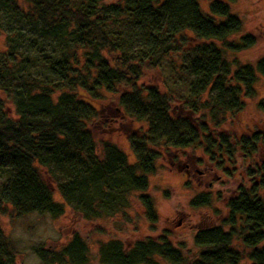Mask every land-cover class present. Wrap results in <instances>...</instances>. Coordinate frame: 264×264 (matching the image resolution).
<instances>
[{"label":"trees","instance_id":"1","mask_svg":"<svg viewBox=\"0 0 264 264\" xmlns=\"http://www.w3.org/2000/svg\"><path fill=\"white\" fill-rule=\"evenodd\" d=\"M22 1L29 12L23 13L14 0H0V20L21 24L8 27L7 49L0 53V216L10 206L18 216L57 218L67 205L83 219L96 220L124 212L130 198L140 193L137 198L153 224V202L143 193L162 153L201 149L217 162L235 155L228 136L213 131L227 113L242 108L241 96L255 94L257 76L264 78V57L254 65L229 57L250 49L256 40L239 34L242 22L225 2H210L206 13L198 0ZM24 25L48 40L49 47L60 46L58 51L26 57L17 42ZM190 38L199 43H188ZM165 61L170 68L166 79L172 81L168 93L137 85L145 68ZM85 95L94 101L116 97L109 110L95 107ZM5 101L17 119L4 112ZM258 105L264 109V102ZM125 118L146 124L145 129L124 131L132 163L108 141L99 142L98 152L90 130ZM262 141L264 134H254L235 144L250 157ZM247 178L226 201L227 215L220 224L195 232L194 253L161 237L129 249L110 239L98 245V262L240 264L247 259L264 264V160L247 171ZM54 190L61 202L54 200ZM210 204L209 193L189 200L191 208ZM32 251L41 264L90 262L88 246L76 232L58 251L40 246ZM0 264H15L1 227Z\"/></svg>","mask_w":264,"mask_h":264},{"label":"rangeland","instance_id":"2","mask_svg":"<svg viewBox=\"0 0 264 264\" xmlns=\"http://www.w3.org/2000/svg\"><path fill=\"white\" fill-rule=\"evenodd\" d=\"M14 1L23 13L30 11L22 0ZM119 1L121 0H104V3L114 4ZM212 1L215 0H198L200 9L207 13L208 4ZM216 1L225 2L230 13L241 20L240 35L247 33L256 40V44L250 49L229 57L236 58L240 64L254 65L258 59L264 57V0ZM20 25L17 20L6 17L0 20V53L7 49L5 39L10 32L7 30L8 27ZM21 31L17 42L21 50H26V57L36 59L42 55L48 56V52H57L60 47L55 43H51L49 47L48 40L42 41L34 32H30L26 25L22 26ZM188 43L196 45L199 42L190 38ZM34 69L39 71L37 75H41L42 69L39 64L36 63ZM169 69L166 61L160 67L145 68L137 85L155 87L160 93H168L172 82L166 79ZM254 90L255 94L252 97L241 96L242 108L227 113L220 127L213 131L228 136L236 147L233 157L228 159L227 156H223L224 159L217 162V158L213 160L203 154L201 149L194 148L169 149L168 153H162L157 171L148 177V188L143 193L150 196L153 202L157 216L153 224L147 221L144 208L137 198L140 193H135L130 198L129 208L124 212L96 220L83 219L67 205H64L63 214L57 218L38 213L18 216L10 206H7L6 214L0 216V227L11 244L15 264H41L32 251L33 247L40 246L58 251L75 232L88 246L89 264H100L97 259L98 245L110 239L119 240L125 249H129L139 241L161 237L185 253H194L192 237L195 232L220 224L227 215L226 201L235 195L238 185L248 182L247 171L264 160V141L257 144L256 152H252L250 157H244L235 144L242 138L264 134V109L258 105L261 101L264 102V78L259 75ZM115 97L116 95L106 96L104 99L94 101L87 96L85 99L95 107L105 105V108L110 110ZM205 97L202 95V99ZM4 112L8 117L17 119L9 101H5ZM141 126L146 128L143 122L125 118L109 122L107 126L100 128L94 125L90 130L98 152L99 142L108 141L120 148L126 154L128 162L132 163L135 158L124 131L138 129ZM199 193H209L211 204L191 208L189 200ZM52 195L54 200L61 202L60 194L56 190ZM240 264L249 262L244 259Z\"/></svg>","mask_w":264,"mask_h":264}]
</instances>
